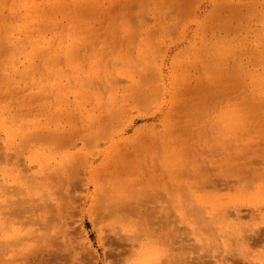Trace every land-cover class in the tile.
<instances>
[{
	"label": "rangeland",
	"instance_id": "rangeland-1",
	"mask_svg": "<svg viewBox=\"0 0 264 264\" xmlns=\"http://www.w3.org/2000/svg\"><path fill=\"white\" fill-rule=\"evenodd\" d=\"M22 1L0 0V119L34 126L24 191H0V264H257L184 227L264 187V0Z\"/></svg>",
	"mask_w": 264,
	"mask_h": 264
},
{
	"label": "bare ground",
	"instance_id": "bare-ground-1",
	"mask_svg": "<svg viewBox=\"0 0 264 264\" xmlns=\"http://www.w3.org/2000/svg\"><path fill=\"white\" fill-rule=\"evenodd\" d=\"M24 2V0L22 1V3ZM26 4V3H25ZM25 4L24 5H22L21 3L19 4V7L20 6H25ZM24 8V7H23ZM26 13H28V11L26 12ZM26 16H28L27 14H25ZM30 16V15H29ZM23 17V16H22ZM31 18V20H32V16L30 17ZM28 21H30V19L28 18V17H26V18H24V22L25 23H31V22H28ZM23 25V24H22ZM28 26V25H27ZM26 26V27H27ZM25 27V28H26ZM27 30V29H26ZM25 30V31H26ZM29 30H30V27H29ZM35 41H32V50H34L33 49V47H35ZM8 46L11 48V49H13V47H11L12 46V43L10 42V40H8ZM256 77V76H255ZM2 113H4L3 112V110H2ZM11 118V121H9L8 120V118H7V116H5V117H3L2 119H0V122H1V125H2V127L4 128V132L6 133V135H7V138H6V140L4 141V143H3V146H4V150H1V151H3L2 153L0 152V174H1V177H0V191H3V192H1V194L3 195V197H4V193L6 192V194H9V193H13L15 190H20L21 188H19V186H18V184H19V182H20V180L16 177V176H14L15 174H16V172L14 171V170H12V169H14L13 167H12V165L11 164H13V163H16L17 165H15V167H17V168H19V170H26L27 169V166H26V163H25V161H24V158L23 157H21L22 155L20 154V150H22L23 148H24V146H25V134H26V132H29L31 129H33V126H34V124L33 123H30L29 121H21V122H18V119L15 121L14 120V118L13 117H10ZM30 133H27L26 135H29ZM19 140V141H18ZM1 147V146H0ZM155 150V149H154ZM12 151V152H11ZM22 152V151H21ZM4 153V154H3ZM15 153V154H14ZM23 158V159H22ZM34 158H36V152H35V154L33 155V159ZM30 159H32V158H30ZM75 163H76V161H75ZM11 165V166H10ZM14 165V164H13ZM18 165H19V167H18ZM78 168H76V170H77ZM75 170V169H74ZM23 171H21V172H23ZM27 172V171H26ZM75 173H77V172H75ZM24 174H25V171H24ZM5 178H7L6 180H5ZM13 178H16L15 180L13 179ZM133 185V184H132ZM217 186V185H216ZM29 188V187H28ZM219 189V188H218ZM31 190V189H30ZM22 191H24L23 189H21V192L20 191H18V192H20V194L22 193ZM29 191V190H28ZM16 192V191H15ZM26 193V192H25ZM25 193H24V195H25ZM36 193V192H35ZM248 195H250V197L248 198V201H246V200H244L240 195H236V196H232L230 199H229V201H227V202H225V203H219V205H215V206H213L212 208H214L213 210L214 211H218V210H227V212H226V216H224V215H222L221 216V220H220V222H218L217 224L216 223H214V222H212V224L210 225V226H207L206 224H204V222L201 220L200 221V219H199V221H200V223H199V221L197 222V224H198V226L199 227H196V226H194L193 224L192 225H186L184 228H186V227H189V231L190 232H192V233H194V230L197 232V234H199L200 236H201V233L202 232H205V231H210L212 228H214V225H216V231L217 232H219L218 233V235H215V236H225L226 237V239H230L228 236H238V238L236 239V237H234V239H235V242H238V244L239 245H241L243 248H245L246 250H250V251H252L251 253L252 254H250L252 257H253V260L254 261H257V264H264V250H260V249H258V250H252L251 248L252 247H258V246H260V247H262V248H264V230L262 229V227L260 226V224L261 223H263V225H264V187L263 188H259V189H254V190H251L249 193H248ZM8 196V195H7ZM12 196H13V194H12ZM26 196V195H25ZM2 197V198H3ZM22 197H24L23 195H22ZM27 197H28V195H27ZM32 197V196H31ZM25 199H27L26 197H24ZM23 199V198H22ZM24 199V200H25ZM32 199V198H31ZM30 199V200H31ZM28 200V199H27ZM33 200V199H32ZM9 202H8V206H10L11 207V202H10V200H8ZM13 201H16L15 203H17V204H15L14 203V205H15V207L19 204V206L20 205H22L23 204V202L22 201H20L21 203H19L18 202V200H13ZM243 201H245V202H243ZM26 202V201H25ZM33 203V202H32ZM28 204V203H27ZM127 205V204H126ZM139 205H140V203H139ZM240 205H244L245 207H251L252 209L250 210V209H248L247 210V212H245L244 214H238V212H237V207L238 206H240ZM7 206V205H6ZM13 206V205H12ZM124 206V205H123ZM131 206V205H130ZM137 206H138V204H137ZM137 206H135L136 207V209H137ZM26 209L24 210V208H23V210L21 211L20 209H16L17 210V212L19 213L20 212V214L21 213H24V214H26V213H28L26 210L27 209H29L28 208V206L26 205ZM32 207V206H31ZM128 207V206H127ZM135 207L133 208V206H132V209L130 208H128V211H129V213H133L134 215H135V213H134V211L135 212H138V211H136V209H135ZM142 208H143V206H141ZM16 208H19V207H16ZM2 209V211H3V208H1ZM126 209V208H125ZM145 209V208H144ZM16 210H12L10 213H9V216L13 219L14 217H13V215L16 217V216H18L19 214L16 212ZM19 210V211H18ZM29 210H31V209H29ZM35 210V211H34ZM123 210H124V207H123ZM133 212H132V211ZM14 211H15V213H14ZM25 211H26V213H25ZM33 211H34V213L35 214H32L33 216H35L36 215V209H34V207H33ZM228 211H231V215L233 216V218L232 217H229V215H228ZM13 212V213H12ZM126 212V211H125ZM170 212V211H169ZM8 213V212H7ZM30 213H32V211L30 212L29 211V214ZM142 213H144V212H142ZM154 213V212H153ZM163 213V212H162ZM10 214H12V215H10ZM142 215H145V214H142ZM162 215V214H161ZM24 216V215H23ZM31 216V215H30ZM130 216H131V214H130ZM26 218H27V216H25ZM158 217V216H157ZM169 217H171L170 215H169ZM9 218V217H8ZM7 218V219H8ZM21 218V217H20ZM29 218V217H28ZM31 219L33 218V217H30ZM29 218V220H31ZM35 218V217H34ZM138 218V217H137ZM16 219L18 220L19 219V216L18 217H16ZM141 219V218H140ZM161 219V218H160ZM165 219V218H164ZM166 219H169V218H166ZM20 220V219H19ZM28 220V219H27ZM25 221V223L28 225L29 223L31 224V222H36V220L34 219V221H31V222H29V221ZM142 220V219H141ZM147 220H148V217H147ZM21 221V220H20ZM160 221V220H159ZM158 221V222H159ZM162 221H163V223H162ZM169 220H167V222H168ZM3 222H7V220H5L4 221V219H3ZM22 222V221H21ZM20 222V223H21ZM152 222H153V220H152ZM24 223V222H23ZM150 223V222H149ZM154 223V222H153ZM160 223H162V224H165V221L164 220H162L161 219V221H160ZM17 224V223H16ZM152 224V223H151ZM155 224V223H154ZM32 225H35V224H32ZM157 224H155V226H156ZM159 225V224H158ZM157 225V226H158ZM20 226H22L21 224H20ZM149 226H152V225H150L149 224ZM164 226V225H163ZM218 226V227H217ZM28 227V226H27ZM27 227H25V228H27ZM33 226H30V230H33V228H32ZM160 227V226H159ZM158 227V228H159ZM164 227H166V226H164ZM13 229H16V230H14V231H17V232H19L20 230V232H22L23 231V227L21 228V227H19V228H17V227H12ZM35 229V228H34ZM156 229V228H155ZM166 229H167V227H166ZM181 229V228H180ZM199 229H202L201 231H199ZM161 230V229H160ZM163 230V229H162ZM165 230V229H164ZM163 230V231H164ZM159 231V230H158ZM172 231H175V230H172ZM178 231H179V229H178ZM178 231H176V232H173V233H171L172 235L171 236H177V238L179 237V236H181V234H179V233H177ZM186 231H188V228L186 229ZM34 232H36V229H35V231ZM182 232H184V229H182ZM29 233H32V231H29ZM221 233V234H220ZM170 234V233H169ZM12 235H14V234H12ZM163 235V234H162ZM202 237H205V236H201V238ZM213 236H206V238L202 241L203 242V246H205V247H208V246H210V244H212V242H213V239L214 238H212ZM172 238H174V239H172V240H175V237H172ZM184 238V237H183ZM112 239V238H111ZM115 239V238H114ZM114 239H112V240H114ZM179 239V238H178ZM177 239V240H178ZM112 240H110V241H112ZM222 240H224L223 242H225V244H227V245H229V243L225 240V239H222ZM115 241V240H114ZM182 243H183V241H184V239L183 240H180ZM180 241H178V248L179 249H177V251L178 250H180V251H182L183 253L182 254H184L185 252V250H184V245L180 242ZM167 242H168V240H167ZM175 242H177V241H175ZM175 244V243H174ZM233 244V243H232ZM173 245V244H172ZM250 246H251V248H250ZM194 247V249H196L195 247L196 246H193ZM199 247H200V245H199ZM199 247H197V249L198 250H205V253L209 250V248H206V249H200ZM173 248V247H172ZM177 248V247H176ZM173 251H175L174 250V248H173ZM179 252V251H178ZM194 252V251H193ZM115 253V252H114ZM187 253V252H186ZM116 254V253H115ZM181 254V255H182ZM194 254V253H193ZM235 254V253H234ZM249 254V253H248ZM117 255V254H116ZM115 255V256H116ZM187 255V254H186ZM185 254H184V258L186 259V256ZM175 256H176V254H175ZM174 256V257H175ZM176 257H179V256H176ZM175 257V259H177ZM181 257V256H180ZM182 258V257H181ZM180 258V259H181ZM184 258H182V260H184V261H182V260H176L175 261V264H176V262H179L178 264H181V263H183L184 264V262H185V259ZM174 259V260H175ZM165 260V259H164ZM171 260V259H170ZM239 260V259H238ZM252 260V261H253ZM167 261V260H166ZM199 260H197V262H198ZM227 261H228V259H227ZM194 262V261H193ZM206 262H208V261H206ZM205 262V264H211L210 262H208V263H206ZM212 262V261H211ZM225 262V261H224ZM239 262V261H238ZM241 262V261H240ZM162 263V262H161ZM168 264L169 263H173V261H171V262H167ZM212 263H214V262H212ZM233 263V262H232ZM41 264V263H40ZM163 264V263H162ZM164 264H166L165 262H164ZM174 264V263H173ZM202 264H203V262H202ZM214 264H220V263H214ZM224 264H226V262L224 263Z\"/></svg>",
	"mask_w": 264,
	"mask_h": 264
},
{
	"label": "clouds",
	"instance_id": "clouds-1",
	"mask_svg": "<svg viewBox=\"0 0 264 264\" xmlns=\"http://www.w3.org/2000/svg\"><path fill=\"white\" fill-rule=\"evenodd\" d=\"M130 264H138L137 261H131Z\"/></svg>",
	"mask_w": 264,
	"mask_h": 264
}]
</instances>
